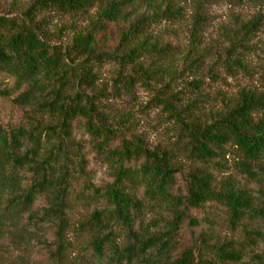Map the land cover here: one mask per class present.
<instances>
[{
	"label": "trees",
	"instance_id": "trees-1",
	"mask_svg": "<svg viewBox=\"0 0 264 264\" xmlns=\"http://www.w3.org/2000/svg\"><path fill=\"white\" fill-rule=\"evenodd\" d=\"M177 1L33 0L20 16H0V73L14 77L17 90L25 86L11 99L15 107L23 109L20 120L5 123L0 117V208L5 214L0 223L7 216L17 219L21 213H31L41 199L40 216L30 214L27 220L34 229H52L53 249L42 244L53 264H68L73 250L67 238L69 195L73 181L86 175V155L74 135L78 124L92 150L108 164L112 178L111 183L94 190L104 201L103 208L74 230L85 234L86 247L98 262L213 264L205 259L206 253L212 252L219 261L239 264L246 247H256L260 241L262 251L252 253L247 264H264V232L243 224L264 223V95L242 90L233 99H222L221 107L209 113L198 112L206 100L200 93V81L188 84L200 93L194 100L176 95L157 97L175 120L177 138L169 147L151 150L143 135L108 122L100 110L99 95L92 89L94 68L111 61L119 64L125 91L136 77L142 80L147 76L148 68L143 69L140 58L169 48L158 49L156 43L148 46L146 39H140L158 20L180 15ZM233 1L264 7V0ZM91 8L96 9L93 20L66 45L53 42L43 21L37 20L41 12L79 15ZM202 20L197 14L194 28ZM261 21L259 17L239 24L241 39L230 48H242L243 40L257 32ZM109 26L120 27L116 47L108 50ZM192 50L184 58V69L197 72V60L188 59ZM228 62L240 68L238 61ZM11 96L9 89H0L1 99ZM226 156L236 158L235 169L257 190L239 185L231 175L215 182L209 169L219 166ZM181 160L189 167L185 169ZM178 174L185 185L184 194L174 191ZM140 188L143 193L138 197ZM208 205L224 208L230 229L241 228L245 244L217 246L209 243V234L202 233L193 247L174 256L188 210ZM144 210L159 216L144 222ZM188 222L197 226L194 219ZM160 223L164 231L154 230Z\"/></svg>",
	"mask_w": 264,
	"mask_h": 264
},
{
	"label": "rangeland",
	"instance_id": "rangeland-1",
	"mask_svg": "<svg viewBox=\"0 0 264 264\" xmlns=\"http://www.w3.org/2000/svg\"><path fill=\"white\" fill-rule=\"evenodd\" d=\"M31 1L33 0H0V16H20ZM176 6L180 10L179 16L170 20H158L140 39H146L148 46L156 43L158 49H169L159 55L148 53L140 58L143 69L148 68L147 76L142 80L136 77L129 91L122 88L118 75L120 67L116 61L98 65L93 70L95 78L92 89L99 95L100 110L108 122L114 127L143 135L145 144L151 150L155 147H169L177 138L175 120L163 102L156 100L157 97L168 99L176 95L177 98L191 101L201 93L206 96V100L199 106L198 112L209 113L221 107L222 99H233L242 90H253L264 95V7L233 0H178ZM95 13V8L79 15L41 12L37 15V20L43 21L44 30L52 35L53 42L66 45L74 35L89 25ZM197 14L203 20L194 28ZM259 17H262V21L257 32L243 40L242 48L231 49V44L241 39L237 32L239 24ZM119 27L109 26L106 45L108 50L117 45ZM191 47L193 50L188 59L197 60V72L184 69V58ZM230 60L238 61L240 68L230 64ZM134 71H137L136 67ZM192 81L202 83L200 93L188 86ZM0 89H9L12 93L10 99L0 98L1 120L5 123L20 120L23 109L15 107L11 99L22 92L25 86L17 90L15 78L0 73ZM74 135L83 145L86 175L73 181L69 195L71 210L68 213L70 227L67 238L73 250L68 264H109L106 259L98 262L92 251L86 247L85 234L81 235L74 230L80 223L88 220L95 210L103 208L104 201L94 195V190L111 183L110 170L108 164L92 150L89 138L82 132L80 124L74 128ZM181 162L185 169L189 167L187 161ZM218 163L219 166L209 169L216 183L231 175L237 179L239 185L251 190L258 189L255 184L246 182L245 177L235 169L236 158L233 156H226ZM176 189L180 194L185 192V185L179 174L176 175L174 191ZM142 193L143 189L140 188L138 197ZM43 206V201L39 199L31 213H21L17 219L7 216L8 219L0 223V264H53L42 244H50L49 250L53 249L52 229H34L27 220L30 214L40 216ZM187 214L188 218L180 226L177 237L179 246L174 256L185 248L193 247L202 233L209 234L212 237L209 243L217 246L233 242L237 248V244L246 242L241 228L234 231L230 229L224 208L208 205L199 210L190 209ZM3 215L5 216L0 208V217L4 218ZM162 215L168 217L166 213ZM157 216L158 212L144 210L143 221L148 222ZM188 219H194L197 226H191ZM243 224H247L252 230L264 232V223L261 221H244ZM162 225L160 223L154 230L164 231ZM261 251L260 241L256 247H246L239 264H247L252 253ZM194 256L197 260L198 254L194 253ZM205 259L213 264H235L217 260L212 252H207Z\"/></svg>",
	"mask_w": 264,
	"mask_h": 264
}]
</instances>
